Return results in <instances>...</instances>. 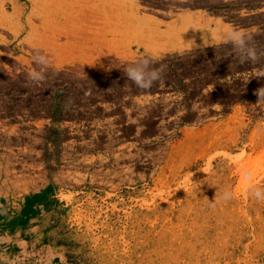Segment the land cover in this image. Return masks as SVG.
Listing matches in <instances>:
<instances>
[{"label": "rangeland", "instance_id": "obj_1", "mask_svg": "<svg viewBox=\"0 0 264 264\" xmlns=\"http://www.w3.org/2000/svg\"><path fill=\"white\" fill-rule=\"evenodd\" d=\"M197 8L264 53V0H0V264H264V56L184 50Z\"/></svg>", "mask_w": 264, "mask_h": 264}, {"label": "clouds", "instance_id": "obj_2", "mask_svg": "<svg viewBox=\"0 0 264 264\" xmlns=\"http://www.w3.org/2000/svg\"><path fill=\"white\" fill-rule=\"evenodd\" d=\"M220 40L223 44L230 46L236 53V59L240 64L247 62L255 63L264 53H258L253 46V37L250 33L245 32L232 25H227L220 33ZM34 63L38 67H34L28 72V80L33 84H41L46 80V69L48 66V58L46 55L37 52L33 56ZM124 76L127 77L137 88L148 91L153 86L163 83V68L154 66L150 58H145L131 65H126L122 69ZM264 92V88L258 90V95ZM251 195L258 201H264V189H260L251 185ZM232 193L226 191L225 199H230Z\"/></svg>", "mask_w": 264, "mask_h": 264}, {"label": "crops", "instance_id": "obj_3", "mask_svg": "<svg viewBox=\"0 0 264 264\" xmlns=\"http://www.w3.org/2000/svg\"><path fill=\"white\" fill-rule=\"evenodd\" d=\"M166 22L175 26L188 23L189 28L184 29L181 34L186 38V42L191 43L185 44V46H183L184 50L194 47L214 46L222 43L220 40V33L227 25H231V23L227 22L223 16L215 14L214 11H208L207 9L202 8L183 11ZM239 29H242L247 33L254 30L252 27H239ZM179 44V41H175L174 46H177L175 50H179Z\"/></svg>", "mask_w": 264, "mask_h": 264}, {"label": "flooded vegetation", "instance_id": "obj_4", "mask_svg": "<svg viewBox=\"0 0 264 264\" xmlns=\"http://www.w3.org/2000/svg\"><path fill=\"white\" fill-rule=\"evenodd\" d=\"M182 1H186V0H182Z\"/></svg>", "mask_w": 264, "mask_h": 264}]
</instances>
